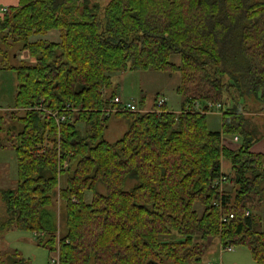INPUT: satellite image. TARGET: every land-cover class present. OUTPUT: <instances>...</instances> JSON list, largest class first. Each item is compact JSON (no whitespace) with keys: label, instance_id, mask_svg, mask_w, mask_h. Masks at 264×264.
<instances>
[{"label":"trees","instance_id":"16d2710c","mask_svg":"<svg viewBox=\"0 0 264 264\" xmlns=\"http://www.w3.org/2000/svg\"><path fill=\"white\" fill-rule=\"evenodd\" d=\"M15 43L34 61L12 64ZM0 54L16 74L14 107L25 109L1 228L45 233L38 243L59 264H198L216 237L224 248L249 246L264 264L254 212L264 200V152L251 150L264 130L248 114L264 113V0H20L0 15ZM150 68L180 73L181 109L114 112L129 124L109 141L103 109L116 95L114 76ZM208 102L220 104V129L209 127ZM56 110L66 116L60 124ZM236 135L230 147L225 138ZM57 193L61 236L50 209ZM8 259L31 264L17 250Z\"/></svg>","mask_w":264,"mask_h":264},{"label":"rangeland","instance_id":"374dc122","mask_svg":"<svg viewBox=\"0 0 264 264\" xmlns=\"http://www.w3.org/2000/svg\"><path fill=\"white\" fill-rule=\"evenodd\" d=\"M102 4L109 0H98ZM54 38L55 35H47ZM6 48V46H4ZM9 61L18 63L19 60L14 59L13 52L20 51L18 45H12L8 48ZM2 55L0 54V60ZM172 59L176 62L180 61V56L175 55ZM1 64V63H0ZM116 95L123 97L126 101L132 100L137 103L143 110L154 109L157 99L163 97L166 99L168 108L180 110L183 96L177 91V86L181 82L179 72H169L156 69L133 70L116 74L113 78ZM17 78L14 70L0 72V116H3L0 122V264L6 263L8 256L16 250L19 255L27 258L31 264H51L52 257L58 256L56 251L51 252L47 247L39 244L40 237L44 240L47 235L35 230H27L20 228H1L2 223L8 216L6 204L2 196L1 189L15 187L18 177V158L15 149L12 147L11 139H13L22 127V123L18 120V116L25 112L23 107H14V92L17 86ZM111 92V90H110ZM115 95V96H116ZM142 101V106L139 104ZM11 106L13 108H11ZM157 106V105H156ZM215 110V109H214ZM217 111V110H215ZM12 112H15L12 114ZM254 120L261 128H264V113H256L251 111ZM14 115V116H13ZM209 127L220 129L222 127V116L219 112H210L208 115ZM105 127V138L109 141H115L120 138L128 128L129 120L123 114L111 113L107 119ZM83 127V123L80 124ZM47 142V141H46ZM50 144V142L48 143ZM44 145H47L44 142ZM134 180L130 179L127 186H131ZM228 188L232 184L225 185ZM100 190H104L103 185H99ZM234 192V189H233ZM92 198V192L88 193V199ZM260 206V207H259ZM256 207L255 211L261 216L262 225L264 227V200ZM195 207L201 211L203 206L195 203ZM50 209L56 214L59 228L58 236L65 231V205L57 193L54 197V203ZM213 261L219 264H255L251 249L245 244L232 246V250L224 249L220 240L216 237L210 244L203 259L198 264H207ZM195 264V263H194ZM197 264V263H196Z\"/></svg>","mask_w":264,"mask_h":264},{"label":"built area","instance_id":"2783aa9c","mask_svg":"<svg viewBox=\"0 0 264 264\" xmlns=\"http://www.w3.org/2000/svg\"><path fill=\"white\" fill-rule=\"evenodd\" d=\"M8 9L7 5H0V15H3V13ZM166 102V99L163 97H159L157 100V106L156 109L157 111L160 112V110H162L161 106ZM196 106H199L198 103H196ZM39 108H42L43 105L38 106ZM201 108L203 109L202 105ZM207 108L208 111H213L214 109L216 110V108H220V104H215L214 102H208L207 104ZM106 115H109L111 113L114 112H118V111H146L143 110L142 107H140L137 103H135L132 100H128L126 101L125 99H123V97L116 95L114 96V98L112 99V103L109 104L108 107L103 109ZM50 114H52V116L55 117L56 121L58 124H60L62 121L66 120V116L64 114H61L58 112V110L56 111H50ZM239 136H235V139H238ZM46 144H48L47 142H45ZM69 163L67 161L64 162V168H68ZM247 213H249V211H247ZM224 249H232V246H227ZM51 263L52 264H59V257H52L51 259ZM207 264H218L216 262L213 261H209Z\"/></svg>","mask_w":264,"mask_h":264},{"label":"crops","instance_id":"0c3cea01","mask_svg":"<svg viewBox=\"0 0 264 264\" xmlns=\"http://www.w3.org/2000/svg\"><path fill=\"white\" fill-rule=\"evenodd\" d=\"M19 1L20 0H0V5H7V6L18 5ZM14 45H18V48L20 49V51H14L13 52V58L14 59H23V60L34 61V58L30 54L28 49L21 48V45L19 43H15ZM10 69L11 68H5V67L1 66V64H0V72L8 71ZM16 88H17V86L15 87L14 97H15V93H16ZM11 108H13V107L11 106ZM262 129L264 130V128H262ZM225 142L230 147L235 148V147H238V145H239V138L235 139V136L234 137H228L227 136L225 138ZM251 150L256 151V152H264V135L261 137V139H259L257 142H255L251 146ZM222 170L224 173H227V174H230L232 171L231 161L226 157H224L222 160ZM227 250H232V249H227ZM255 264H257L256 260H255Z\"/></svg>","mask_w":264,"mask_h":264},{"label":"water","instance_id":"95a60500","mask_svg":"<svg viewBox=\"0 0 264 264\" xmlns=\"http://www.w3.org/2000/svg\"><path fill=\"white\" fill-rule=\"evenodd\" d=\"M147 264H150V263H147Z\"/></svg>","mask_w":264,"mask_h":264}]
</instances>
